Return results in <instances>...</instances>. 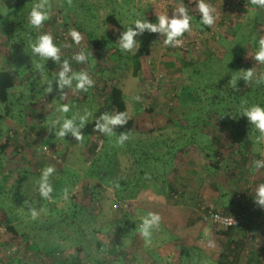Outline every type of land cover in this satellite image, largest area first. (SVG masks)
Returning a JSON list of instances; mask_svg holds the SVG:
<instances>
[{"label":"rangeland","instance_id":"1","mask_svg":"<svg viewBox=\"0 0 264 264\" xmlns=\"http://www.w3.org/2000/svg\"><path fill=\"white\" fill-rule=\"evenodd\" d=\"M36 2L39 0H32L22 9L25 13L22 36L24 38L28 36L24 48L20 47L17 51L15 47V44L19 42V37L9 42L5 35L0 33V67L11 69L19 66L25 68L24 73L18 74L16 87L11 90L12 115L0 122V131L3 133L1 142L7 140L11 129L22 130L25 128L24 133L22 132L24 139L21 142L22 145L25 144L26 152L22 154L21 158L15 159L13 157L15 146L8 149V155L12 158H8V160L10 159V164L8 163L10 169L15 164L24 168L37 159L35 148L37 143L41 142L39 139L62 149L63 158H65L67 148L72 150L76 143L75 149L71 152L72 157L64 162L65 167L68 165L75 170L81 160L80 154H78L82 152L81 149L85 148L83 153L88 154V149H91L97 142L93 139L91 125L100 105L95 101L81 100L76 97L77 92L68 87L63 90L59 89L55 83L57 66H54L50 60L42 61L39 56L32 53L31 45L38 36L31 34V30L34 32L36 29L34 30L30 24L29 13ZM208 2L216 9V22L212 27H206L200 22L198 24L191 23L192 31L180 39L185 38L187 46L190 47V44L193 46L190 47L191 51L189 52H182L183 49H178L181 57L193 61L203 69V62L198 61L204 60L211 53L216 54V58L224 57L228 52L225 50L222 38L232 40L231 49L236 48L237 42L250 33V28L258 16L256 34L251 36V44L243 54L241 62L243 63L242 70L252 67L260 70V65L250 55L254 54L257 48V40L264 36V9L257 8L249 0H208ZM197 3L198 0H133L130 3L129 1L124 3L122 0H47L50 13L61 11L70 27L76 30L81 27L85 33L84 36H91L101 42L100 60L95 56V50L91 49L90 61L93 62L92 65L99 67L98 69L104 68L101 73L107 83L111 82L123 90L129 117L135 120L136 126L141 131L140 134L130 135L124 145L116 143L118 137H110L111 145L118 151L119 162L114 174L117 181L122 178L129 182L135 180L139 175V168L134 167L131 157V150L138 147L139 143L142 145L141 149L155 150L166 146L167 151L169 145L176 146L178 142L174 143L175 140L183 138L184 141L178 145L186 144L184 142L189 137L187 135L189 132L185 128L190 126V122L181 116L178 94L183 86L191 84L189 72L182 69L181 63L174 62V68L164 67L166 62L173 61V48L175 47L164 45L163 34L145 30L144 33L134 37L140 42L139 49L127 53L119 49L117 40L121 36V32L125 31L134 19L143 18L155 23L157 17L165 12L171 18L174 9L181 4L188 9L189 14L195 13L197 17H200ZM2 5L0 0V10H3ZM114 9L122 28L112 29L106 23L107 17ZM4 11H8V8L5 7ZM17 17L18 15H10L8 23L1 25L8 27L12 21L15 23ZM235 23L241 24V28L237 31L233 27ZM220 37L221 41H219ZM147 41L151 45V54L143 60L144 69L141 76L135 77L130 58L138 53ZM97 62H105V64L99 66L96 64ZM37 65H41V67H37ZM26 75L32 76L33 81L24 83L22 78ZM99 78H101L100 75ZM48 81L53 82L51 85L53 90L50 93L46 91ZM62 91L67 94L63 98L61 97ZM146 94H148L147 99ZM134 97H140V99L136 100ZM204 99L202 98L199 103L201 106H204L206 102ZM63 104L71 105L69 113L63 114L58 111V108ZM27 107H31L37 112H34L33 115L30 109H26ZM86 109L92 113V117L85 127L80 129L84 135L82 141H76L71 133H68L65 138H59L55 136V129H52L51 133L48 131L52 119L64 115L71 118L74 114H83ZM27 110L29 111L27 112ZM5 112V106L0 104V115H4ZM174 122L178 125H175ZM166 125L172 126L167 131L172 138L167 139V136L163 135L165 132L159 133L161 126ZM185 133L186 136H183ZM210 133L220 137L224 145L230 144V134H227L215 120L209 129ZM212 135L211 137H213ZM100 141L99 148L101 149L106 146V140L105 143ZM34 142L37 144L35 147H33ZM184 149V151L174 153V149L170 148L172 156L175 157L173 156L174 158L169 163L171 167H167L166 176L163 175L162 178L155 167L143 187L135 188L133 198L126 197L119 200L117 195L119 190L114 185L106 184L105 178L101 182L102 184L94 189L95 200L98 202L92 210V219H86V222L81 225L84 237L79 235L74 241H66L58 238L57 235L50 236L37 229H28L30 234V241H28L21 236L13 237L7 232L5 226L0 224V264H8L10 259L19 256L24 258L21 264H95L97 261L105 264H136L137 262L149 264L150 261H153L154 264H173L176 235H171L166 228L159 226L153 230L151 244H146L138 231V225L142 222V218L147 216L150 206H154L152 204L154 198L150 194L169 197L173 204H177L176 202L190 203L193 209L198 204L218 211L226 209L225 211H229L226 212L228 214L232 212L230 210L232 206H235L236 209L242 207L240 212L245 214L248 229L254 233L252 232L253 235L250 238L236 236L238 242L242 241L239 246L243 243L244 249L246 248L244 255H241L243 251L241 252V258L237 264H264V208L258 206L253 199L257 186L264 183V168L250 169L251 162H247L243 169L228 159L217 170L207 165L208 162L203 160V155L198 152V149L192 146H188V148L185 146ZM163 150L165 149L163 148ZM228 150L231 154L232 150ZM234 151L237 152L236 145H233ZM261 153V160H264V144L261 146ZM73 160L76 161L75 164H71ZM152 164L156 163L153 161ZM157 165L160 166V164ZM60 170L61 167H56V175ZM12 175L13 178L16 177L15 172ZM150 178L152 180H149ZM88 183V179L82 180L79 185L73 188V194L79 192L77 194L82 195ZM66 186L71 187L72 185L68 183ZM171 187L174 188L175 193L170 190ZM180 193L182 194L181 199H175V194L180 195ZM239 194L242 195V198H238ZM71 197L70 194L68 200H65L62 196L57 200H50L49 204L53 209L69 213ZM235 199L240 200V204ZM125 203L129 204L128 209L122 208ZM223 207H225L224 210ZM246 208L248 209L245 210ZM49 212H51L50 209H44L37 219L46 223L49 219H56L59 215L54 211L50 216ZM247 216H251L254 221L249 223ZM186 224H192L191 230L187 231L190 236L188 242L192 245L188 246L202 249V264H210L215 261L222 245L228 244V239L220 233L224 230H214L208 225L205 226L197 217L191 216ZM17 225L23 227L27 224ZM9 250L15 254L12 258L7 256ZM48 251L53 255L47 256L46 252ZM231 251L234 250L231 248ZM126 254L134 257L133 260H129ZM56 258L57 260L54 262ZM12 261L14 264L17 263L15 260Z\"/></svg>","mask_w":264,"mask_h":264},{"label":"trees","instance_id":"2","mask_svg":"<svg viewBox=\"0 0 264 264\" xmlns=\"http://www.w3.org/2000/svg\"><path fill=\"white\" fill-rule=\"evenodd\" d=\"M31 1L32 0H1L3 10H0V33H3L9 42H12L16 37H19V42L15 44L17 51L20 47L24 48L26 46L28 36L26 38L22 36V25L25 21V13L22 9ZM127 1L130 3L133 0H122L124 3H127ZM5 7L8 8V11H4ZM58 12L62 13L61 11ZM10 15H18L15 19V23L12 21L11 25L9 24L8 27H3L1 24L8 23V17ZM190 15L193 16L191 23L195 22L198 24L200 22V17H197L195 13H191ZM257 21L258 16L255 19L252 28H250V33L243 36L241 40L237 42L236 48L234 49H231L232 40L222 38V42L228 54H224L225 56L222 58H216V54L214 55L213 53L207 55L204 60L198 61L203 62V69L199 68L193 61H188L184 57H181V53L178 48H173L174 59L173 61L171 60L170 62H166L164 67L174 68V62H179L181 63L182 69L189 72L191 84L183 86L180 94H178L181 116L190 122H187L190 126L185 128L188 129L189 134L187 135H189V137L184 142L186 144L183 146L178 145L184 141L183 138L175 140L174 143L178 142L176 146L173 144L171 146L169 145L168 151L166 146H162L165 149L164 152H158V149H141L140 146L142 145L139 143L138 147L136 146V148L134 147L131 150L133 165L134 167L136 166L139 168V175H136L137 177L135 180H130L129 182L123 180L122 178H119L120 181L116 180L114 174L117 170L119 162L118 151L111 145V138L105 136L104 133H101L95 128V119L106 111L109 113H111L110 111H126L128 115V123L126 125L116 126L113 129L115 132L113 137H118L123 132H127L130 136L140 134L141 131L136 126L135 120L129 117L128 106L123 90L111 82L107 83L106 79L104 80L102 78L103 75L101 72H103L104 68L98 69L99 67L97 68V66L92 65L93 62L90 61L91 50H89L87 52L90 56L88 60L89 66L86 67V70H88V72H92L93 70V72L101 76V78L98 79L101 86L97 90L94 87L91 89L96 90L98 93L103 91V95L106 96V99L102 101L100 97H103V95L100 94L97 98L96 95L98 93L93 92L92 90H88L87 92H77L76 97H79L84 101H95L100 105L98 106V110L95 112L94 122L91 125L92 135L94 134L93 139L97 142L93 145V147H91V149H88V154L83 153L85 148L81 149L82 152L78 153L80 154L79 156L81 157V160L78 162L76 169L73 170L68 167V165L65 167L64 162H67L72 157L71 152L75 149L77 145L76 143H74L75 147H73L72 150H69V147L67 148L65 158H63L62 149L56 145H49L45 140L39 139L43 145L47 146L53 152L56 156V160L37 154V159H35L34 162H30V165L27 164L28 169L20 168L15 164L10 170H8L7 166L8 163H10V159L8 160V149L15 146L13 155L17 157L21 154L18 150L19 148H22V146L19 144L18 138L13 139L9 135L12 131H14V129L9 131L5 142H1L3 133L0 131V224L4 225L7 232H9L13 237L21 236L28 241H30V234L27 231L28 229H37L48 233L50 236L57 235L58 238L66 241H74L79 235L84 237L81 225L86 222V219H92V210L98 202L95 200L94 189H97L99 185L102 184L101 182L106 178V184L114 185L115 188L119 190L117 194L119 200L125 199L126 197L133 198L132 195L135 193V188L139 187V189H141L143 187V184L147 181L152 169L157 167L156 171H158L159 175L162 178L163 175L164 177L166 176L168 172L167 167H171L169 163H171L172 158L175 157L174 155V157L172 156V150H169L170 148H173L174 153H176V151H182L185 146H187V148L188 146H192L195 149H198V152L203 155V160L208 162V166L217 170L228 159L234 162L236 166L243 167V169L247 165V162H251L252 166H250V169H253V161L262 159L261 146L264 142L257 143L256 138L259 136V132L250 125L246 117L239 115L242 105L251 106L259 104L264 107V82L256 83L255 80H253L246 83L243 79H241L237 83V88L232 89L229 81L233 76L237 75V71H241L243 68L241 59L251 44V36L254 33L256 34L258 25ZM106 23L112 29L122 28L115 9L107 17ZM233 27H235L237 31L241 28V24L235 23ZM78 28L82 35L85 34L83 32V28ZM31 34H33V36H38L39 32L37 29L34 32L31 30ZM187 34L188 32L184 35ZM84 37L88 39L90 45H92V48L95 50V56L100 60L99 52L101 51V42L91 36ZM182 39L185 40V38ZM219 41H221V37ZM190 45L193 46L192 44ZM190 47L182 52L191 51ZM150 54L151 45L150 42L147 41L141 50L130 58L135 77L141 76L144 69L143 60L149 57ZM63 59L65 58H62L60 63L50 60L54 66H57V73L62 67ZM103 63L104 62H97L96 64L101 66ZM73 65L75 66L74 71L85 70L82 64L73 62L71 63V66ZM24 72V67L20 68L17 66L16 68L13 67L11 69L3 66L0 67V104L4 105L6 110L4 115H0V122L12 115L10 99L11 90L16 87L18 74ZM22 79L24 83L33 81V77L28 75L24 76ZM202 98H205L204 101H206L204 106L199 104L200 101H202ZM8 104L9 106H7ZM26 109H30L33 115L34 112H37V110L32 109L31 107H27ZM28 111L29 110H27V112ZM214 120L224 128L227 134H230L231 140L229 145H224L223 140L220 137L214 136L211 133L209 134V129L211 128ZM174 123L175 125H178V123ZM151 132L154 133L155 131ZM211 135L213 137H211ZM183 136H186V133ZM40 137L43 138L42 136ZM98 139L104 141V143L106 140V146L103 144L104 147L100 149L99 143L101 141ZM233 145L237 146V152H233ZM35 146L36 143L34 142L33 147ZM228 149L232 150L231 154H229ZM153 161L156 164H152ZM75 163V160L71 162V164ZM157 164H160V166ZM48 165H54L58 168L61 167V170L57 172L58 175L54 173L50 178V182L54 188L52 193L53 198L50 200L54 201L55 199L57 200L62 197L64 189L67 188L69 190V195L71 194L72 196L70 198L71 211L69 213L53 209L51 204H49L50 200H44L39 193L36 194V191L38 192L37 181L40 178L41 170ZM14 172L16 175L15 178H13L12 175ZM84 179H88L89 183L83 194H77L79 192L73 194V188L79 185V183ZM149 180L152 179L150 178ZM68 183L72 186H66ZM170 190L173 191L174 188L171 187ZM173 192L175 193L176 191ZM175 196H177L175 199L179 200L181 193L180 195L175 194ZM236 202L240 204L241 201L236 200ZM42 207L43 209H50V216L53 214L52 212L56 211L59 214V217L57 216L56 219H49L46 223H42L38 219L33 220L31 218L30 209L37 208L39 210ZM232 209H236V207H232ZM224 212L226 213L227 211L224 210ZM17 224L27 225L21 227ZM39 224L50 225L41 226ZM250 232L253 231L249 230L248 226H246L243 230L232 228L226 231H221V235L228 239V244L222 245L217 259L210 264H237L241 258V252L243 251V254L241 255H244L246 248L244 249L243 243L239 246L242 241L238 242L236 240V236H247L248 238ZM174 242L175 260L173 264H202V249L187 246L178 237L174 239ZM231 248L234 250L233 252L231 251ZM46 255L50 257L53 253L48 251L46 252ZM126 256H128L129 260H133L134 258L130 257L128 254H126ZM17 258H19V260H17ZM23 259L24 258L21 256L12 258L9 260L8 264H14L12 260H15V262H17L16 264H21ZM56 260L57 258L54 259V262ZM95 264L105 263L97 261ZM137 264L139 263L137 262ZM150 264H154V262L150 261Z\"/></svg>","mask_w":264,"mask_h":264},{"label":"clouds","instance_id":"3","mask_svg":"<svg viewBox=\"0 0 264 264\" xmlns=\"http://www.w3.org/2000/svg\"><path fill=\"white\" fill-rule=\"evenodd\" d=\"M249 2L259 9H264V0H249ZM198 10L201 14L200 23L207 27H212L217 19L215 7L208 2V0H198ZM50 18V12L48 11L47 0H39L33 4L29 13V21L34 29H40L45 21ZM193 16L189 14L188 9L181 4L174 9L173 15L170 18L169 14L165 12L157 17V22L152 23L143 18H136L132 21L125 31L121 32V36L117 42L119 49L122 52H134L140 47V42L135 40L138 34H142L145 30L151 33H161L164 35L163 43L165 46L176 47L182 43L181 37L186 32H191V22ZM135 27H132V26ZM68 35L76 45H80L83 39L82 34L73 29ZM31 51L34 55L40 57L42 61L51 60L57 63L61 62V47L54 43V37L51 33H41L38 35L36 41L31 45ZM249 55V53H248ZM259 65L260 70L256 67H252L248 70L237 71V75L233 76L229 84L232 89L237 88L239 80L243 79L246 83L255 80L256 83L264 82V36L257 40V48L254 54L250 55ZM90 56L84 50L73 53L71 60L78 64H85L88 62ZM41 67V65H37ZM52 81H48V87L46 91L52 92ZM55 83L59 89L63 90L65 87L73 89L75 92H87L94 86V80L91 78L87 70L73 71L71 63L68 59H63L62 69L57 73L55 77ZM67 94L61 92V97H65ZM139 100L140 97H134ZM58 111L67 114L71 111L70 104H63L58 108ZM246 117L251 126H253L258 132L256 141L264 142V107L259 104L251 106L242 105L240 108V115ZM92 117V113L87 109L83 114H74L71 118L67 115L57 117L50 121L48 131L51 133L52 129H55V136L59 138H65L68 133L75 138L76 141H82L84 135L80 129L84 128ZM235 117V116H234ZM77 121H79L77 123ZM95 128L101 133H104L107 137L115 135L113 129L118 125H126L128 123V115L126 111L123 112H104L95 119ZM58 126V127H57ZM129 139L127 132L121 133L116 143L124 145ZM254 168L259 170L264 168V160L253 161ZM56 172L54 165H48L41 170L40 178L37 181L38 193L44 200L52 199V193L54 191L53 185L50 182V178ZM63 198L68 200L69 190L64 189ZM254 202L264 208V183L257 186L255 191ZM44 209L31 208V218L36 220ZM161 223V217L159 214L149 212L147 216L142 218V222L138 225L139 234L143 237L146 244H151L153 230L158 228Z\"/></svg>","mask_w":264,"mask_h":264},{"label":"built area","instance_id":"4","mask_svg":"<svg viewBox=\"0 0 264 264\" xmlns=\"http://www.w3.org/2000/svg\"><path fill=\"white\" fill-rule=\"evenodd\" d=\"M74 28L70 27L66 20L64 14L55 11L50 13V18L45 21L40 29H37L39 34L41 33H51L54 37V43H56L58 46L61 47V60L62 58L68 59L71 63L75 62L71 60L72 54L79 52L81 50H84L88 52L89 50L93 49L92 45H90L89 41L82 35L83 39L81 41L80 45H76L71 37L68 35V33L73 30ZM76 30V29H75ZM79 31V30H77ZM182 43L176 47L178 49H183L184 51L188 49L187 42L183 39H181ZM101 49V48H100ZM94 50V49H93ZM105 64V62H104ZM84 69L86 70V67L89 66V61L85 64H82ZM75 66H72V69L74 71ZM62 69V67H61ZM60 69V70H61ZM88 71V70H87ZM91 78L94 80V88L97 90L100 86L101 83L98 81L99 79V74L93 72H88ZM92 88V87H91ZM93 92L98 93L96 90L93 89ZM100 95H103L104 92L100 91L96 97L98 98ZM148 98V94H146V99ZM102 101L106 99V96L103 95V97H100ZM25 128L22 130H14L12 131L9 135L11 138H18L19 144H21L22 148H19V152L21 154H24L26 152L25 150V144L22 145L21 140L23 141V133ZM23 132V133H22ZM38 144V145H37ZM35 151L39 155H43L47 158H53L56 160V156L53 154V152L45 145H43L41 142L37 143ZM177 198V196H175ZM238 198H242V195H238ZM123 209H128L129 205L128 203H125L122 205ZM194 215L197 217L202 223L205 225H208L212 227L214 230H229V229H237V230H243L247 226V219L246 216L243 212H239L234 215H230L225 213L224 211H218V210H213L210 209L209 207L203 205V204H198L196 208H194ZM251 235H253L252 232L249 233L248 237L250 238ZM0 250H1V245H0ZM8 250V249H7ZM14 252L9 250L7 252V256L12 258ZM137 264V263H136ZM150 264V262H149Z\"/></svg>","mask_w":264,"mask_h":264},{"label":"crops","instance_id":"5","mask_svg":"<svg viewBox=\"0 0 264 264\" xmlns=\"http://www.w3.org/2000/svg\"><path fill=\"white\" fill-rule=\"evenodd\" d=\"M161 127L162 128L159 130L160 131L159 133L165 132V134H163V135L167 136V139L172 138L171 134L170 133L168 134V132H167L168 129L172 128V126L166 125V126H161ZM156 132H157V130H156ZM161 147L158 149V152H164L163 147L162 148ZM14 156L15 155H13V157ZM21 157H22V154H20V156H17V157L15 156V159H18ZM9 158L12 159L10 156H9ZM9 164H8V166H9ZM16 165L19 166L18 164H16ZM8 166H7V168H8ZM24 168L25 169L28 168L27 165ZM8 170H10V168H8ZM150 195L152 196V198H154L153 203H152L154 206H150L151 208L149 209V212H154V213H157L160 215V217H161L160 227L166 228L171 235H176L179 239H181V241L183 243H185V245H187V246L192 245L188 242L189 241L188 238L190 236H189V233H187V231L191 230L190 228H191L192 224H186V222L188 221V218L190 216L193 218L195 217L194 209L190 205V203H178L177 202V204H173L171 202V199H169V197L167 198L164 195L162 197H160L156 194H150ZM180 197H182V194ZM180 197H179V199H180ZM232 207H235V206H232ZM232 207L230 209L232 211V212H230V214H236V213L240 212V210H242L241 207L237 208V209H232ZM222 209L224 210L225 207H223ZM247 209L248 208H246L245 210H247ZM251 213H250V215H251ZM247 218H249L248 219L249 223H252L254 221V220H252L251 216H249V217L247 216Z\"/></svg>","mask_w":264,"mask_h":264}]
</instances>
